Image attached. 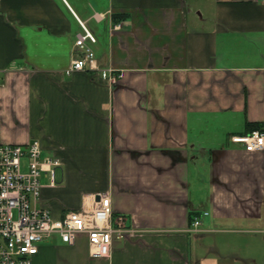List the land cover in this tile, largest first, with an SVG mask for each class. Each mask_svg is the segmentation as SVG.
Instances as JSON below:
<instances>
[{
	"label": "crops",
	"instance_id": "crops-1",
	"mask_svg": "<svg viewBox=\"0 0 264 264\" xmlns=\"http://www.w3.org/2000/svg\"><path fill=\"white\" fill-rule=\"evenodd\" d=\"M78 20L116 84L66 74ZM255 123L264 0H0V143L59 158L54 218L105 195L128 231L98 259L54 235L32 264H264V150L230 142Z\"/></svg>",
	"mask_w": 264,
	"mask_h": 264
},
{
	"label": "built area",
	"instance_id": "built-area-1",
	"mask_svg": "<svg viewBox=\"0 0 264 264\" xmlns=\"http://www.w3.org/2000/svg\"><path fill=\"white\" fill-rule=\"evenodd\" d=\"M82 32L74 43L77 55L66 74L79 71H99L100 77L116 84L120 74L112 68L99 69L89 44L96 39L80 21ZM114 29H119L115 25ZM230 142L244 146L246 151L264 150V131L252 130L245 135H232ZM37 140L25 145L0 143V264H32L38 245L52 236L64 244L72 245L79 236L87 240L91 258H106L110 254L113 236L123 237L122 216L113 217L108 196H99L94 210L71 211L56 219L41 204L42 175L49 178V186H56L54 170L61 162L56 156L43 158ZM26 159L25 171L21 168ZM200 218H194L191 231H198Z\"/></svg>",
	"mask_w": 264,
	"mask_h": 264
},
{
	"label": "trees",
	"instance_id": "trees-1",
	"mask_svg": "<svg viewBox=\"0 0 264 264\" xmlns=\"http://www.w3.org/2000/svg\"><path fill=\"white\" fill-rule=\"evenodd\" d=\"M249 127H250V132H251L252 130H256V129H258V130H262L261 126H260L259 124H256V123H255V124H250ZM193 218H194L193 214H192V213L189 214V222H190V223H192Z\"/></svg>",
	"mask_w": 264,
	"mask_h": 264
},
{
	"label": "rangeland",
	"instance_id": "rangeland-1",
	"mask_svg": "<svg viewBox=\"0 0 264 264\" xmlns=\"http://www.w3.org/2000/svg\"><path fill=\"white\" fill-rule=\"evenodd\" d=\"M25 166H26V159H22L21 168L23 171H25V169H26Z\"/></svg>",
	"mask_w": 264,
	"mask_h": 264
}]
</instances>
